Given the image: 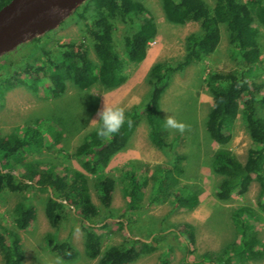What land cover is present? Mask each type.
<instances>
[{
	"label": "trees",
	"instance_id": "trees-1",
	"mask_svg": "<svg viewBox=\"0 0 264 264\" xmlns=\"http://www.w3.org/2000/svg\"><path fill=\"white\" fill-rule=\"evenodd\" d=\"M9 0H0V7ZM161 9L167 21L175 24L194 22L197 31H192L184 37V53L175 64L168 62L155 63L149 72L150 91L143 107V117L147 126V138L150 143L163 152H169L168 163L155 166V173L149 177L152 189L149 202H154L157 194L171 198L175 205L191 207L197 203L198 196L185 187L173 189L179 184L183 172L185 155L173 150V141L166 139L165 121L160 112V97L168 85L174 71L181 70L188 64L199 61L213 52L220 39V25L228 31L232 52L250 68L257 65L260 48L256 38L254 23L264 28L263 0H213L209 5L205 0H160ZM71 19L80 20L84 26L85 35L91 40V50L96 62L88 56L89 48L76 44L74 41L60 46L55 55L40 48L45 55L44 62L35 64L26 60L9 59L15 55L9 51L0 55V93L20 84H26L19 77L27 74L34 79L38 72L45 71L48 84L42 91L45 98L59 97L67 81L78 85L90 86L98 83L103 88H112L123 81V68L140 61L146 52L149 41L156 34V27L141 0H84L70 9ZM140 22L137 27L123 35V57L114 47L113 35L117 21L131 24L133 18ZM40 37H33L27 45L38 44ZM25 47V46H24ZM16 46L13 50H17ZM15 57V56H14ZM3 61V62H2ZM20 63V66H17ZM36 80V79H35ZM29 88L37 91L36 81ZM205 86L211 96V107L206 113L204 129L209 139L218 144L210 157V168L220 178L214 189L218 200H227L232 195L244 194L250 183L255 180L259 186L258 197L264 203V93L260 83L247 84L236 72H208ZM28 86V85H27ZM260 91L262 93H260ZM259 92V93H258ZM245 123L250 138V146L245 160L240 162L229 149L220 147L230 140L228 126L239 112ZM137 109L126 111V117L133 121L132 127L127 124L119 134L110 140L96 136V127L76 146L68 157L84 156L87 162V174L79 170L59 174L49 164L39 173L31 166V154H37L45 147L42 131L31 125H24L4 136L0 135V194L2 192L21 193L29 188L46 192L43 212L48 225L56 228L64 215V207L68 205L71 215L80 223L84 239V253L90 258H96L95 264H129L141 254L155 249L162 235L152 236L149 240L126 236L119 244L100 247L102 234L97 228H106L111 214L103 215V220L96 225L95 218L100 209L95 205L89 193V180L98 204L108 210L112 200L114 179L104 172L109 156L116 150L117 141H124L132 133ZM60 135L57 130L56 140ZM30 160V161H29ZM19 164L21 172H12L13 165ZM46 165V164H44ZM263 174H259V169ZM66 169V168H63ZM256 173V174H255ZM128 182L124 188L127 197L133 196L147 184L134 181L133 172L128 174ZM133 179V180H132ZM248 207L234 209L232 216L238 228L237 243L240 251L233 246L225 245L219 251H206L196 260H183L181 264H230L232 256L243 254L242 259L264 258V242H260L253 233L248 232V223L244 221V211ZM244 213V214H243ZM12 228L0 224V259L1 264H21L23 251L18 230L25 229L35 217L34 207L23 199L14 203L11 209ZM183 239L188 252L192 251L194 243L193 226L183 222L173 229ZM236 233V234H237ZM241 236V237H240ZM46 248L63 260L75 257V249L68 240H57L52 233H45ZM236 250V251H235ZM241 258V257H240ZM161 264H167L165 260Z\"/></svg>",
	"mask_w": 264,
	"mask_h": 264
},
{
	"label": "rangeland",
	"instance_id": "rangeland-1",
	"mask_svg": "<svg viewBox=\"0 0 264 264\" xmlns=\"http://www.w3.org/2000/svg\"><path fill=\"white\" fill-rule=\"evenodd\" d=\"M205 1L209 5L213 3V0ZM141 3L156 27V34L149 41L144 57L123 68V81L119 85L106 89L98 83L82 86L67 81L59 97L45 98L42 91L48 82L44 70L38 72L34 79H29L27 74L21 75L19 78H23L26 84L0 93V135L4 136L16 128L21 131L24 125L34 126L42 131L45 147L37 154H31L30 163L33 168H37L40 173L49 164L59 174L73 170L87 174L88 164L85 157H68L67 154H72L83 138L97 126L99 122L92 120L98 118L97 113L104 102L110 105L119 104L126 111L135 108L139 116L132 133L126 140L117 141L116 150L109 156L104 168V172L114 179L108 210L98 204L89 180L91 200L100 209L95 218L96 225L103 220V215L111 214L113 219L107 224L109 231H105L107 227L96 229L102 234L101 249L107 245L121 243L126 236L149 240L152 236L162 235L154 250L141 254L129 264H161L163 260L167 264H181L185 258L194 261L206 251H219L229 244L233 246L234 241L236 249L240 251L237 244L240 239L238 228L232 216L234 209L240 206L250 208V212L246 210L245 214L243 213V219L248 223V232L253 233L260 242H264V203L258 197L259 186L255 180L242 195H232L227 200H218L214 196L213 192L220 177L212 172L210 157L219 145L209 139L204 129L206 113L211 107V96L204 81L208 72H236L249 86L252 82L262 84L260 90L264 93V28L256 22L253 25L260 48L257 65L245 67L232 52L228 31L224 25H220V39L215 50L201 60L171 74L159 100L160 112L164 121L171 115L187 125L184 132L166 127V139L173 141V150L185 155L179 184L173 190L177 192L180 186L185 187L196 193L198 200L195 205L188 207L175 205L171 198L157 194L158 199L149 202L152 189L149 177L155 173L157 164L168 163L171 158L169 152L156 148L147 138L143 107L150 91L149 72L157 62L175 64L180 61L184 53V37L192 31H197L198 25L194 22L175 24L167 21L160 0H141ZM141 16L140 14L138 18L134 17L131 24L120 21L115 24L114 47L121 57L124 55L123 35L137 27ZM33 37H40L38 44L27 45ZM71 41L89 48L88 56L96 62L90 47L91 40L85 35L82 22L71 19L70 13L63 14L55 27L27 35L16 45L17 50H13L16 46L11 49L15 57L9 55L8 58L15 62L27 59L40 64L45 59L40 48L55 55L61 45ZM17 66H20V63H17ZM33 80L38 87L35 92L29 88ZM57 130L60 135L52 142L50 136H55ZM228 130L230 140L220 147L229 149L243 162L251 142L240 110ZM12 172H21L19 164L13 165ZM129 172H133L132 177L136 184L147 180V184L131 197L124 194ZM258 173L263 174V170L260 168ZM45 196V191L34 188L21 193L0 194V224L7 228L13 227L11 209L15 202L23 199L34 207L33 221L25 229L18 230L23 251L21 264H95L96 258H90L84 253L81 225L71 215L68 205L64 207V215L57 227L51 228L48 225L43 212ZM183 222L193 226L195 237L190 247L191 252L187 251L183 239L173 230ZM47 232L52 233L57 240H68L76 250L75 257L63 260L50 252L44 243V235ZM237 256L239 257H231L230 264H264V258L242 259V253Z\"/></svg>",
	"mask_w": 264,
	"mask_h": 264
},
{
	"label": "water",
	"instance_id": "water-1",
	"mask_svg": "<svg viewBox=\"0 0 264 264\" xmlns=\"http://www.w3.org/2000/svg\"><path fill=\"white\" fill-rule=\"evenodd\" d=\"M84 0H9L0 7V55L27 35L55 27L63 14Z\"/></svg>",
	"mask_w": 264,
	"mask_h": 264
},
{
	"label": "clouds",
	"instance_id": "clouds-1",
	"mask_svg": "<svg viewBox=\"0 0 264 264\" xmlns=\"http://www.w3.org/2000/svg\"><path fill=\"white\" fill-rule=\"evenodd\" d=\"M98 121L96 127V136L100 139L110 140L116 134H119L121 129L127 124L129 128L132 127L133 121L130 117H126V109L119 104L110 105L103 104V107L97 113ZM165 127L176 129L179 132H184L187 125L182 121L176 120L173 116L166 117Z\"/></svg>",
	"mask_w": 264,
	"mask_h": 264
}]
</instances>
